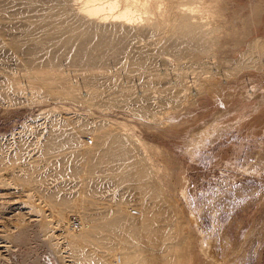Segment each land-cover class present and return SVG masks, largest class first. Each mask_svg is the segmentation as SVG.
<instances>
[{
    "label": "bare ground",
    "instance_id": "bare-ground-1",
    "mask_svg": "<svg viewBox=\"0 0 264 264\" xmlns=\"http://www.w3.org/2000/svg\"><path fill=\"white\" fill-rule=\"evenodd\" d=\"M225 10L226 0H0V104L35 103L44 119L33 139L0 145V264H39L17 259L31 221L42 264H182L192 236L167 149L135 119L154 136L184 125L201 97L262 65L261 37L229 68L217 60Z\"/></svg>",
    "mask_w": 264,
    "mask_h": 264
},
{
    "label": "rangeland",
    "instance_id": "rangeland-1",
    "mask_svg": "<svg viewBox=\"0 0 264 264\" xmlns=\"http://www.w3.org/2000/svg\"><path fill=\"white\" fill-rule=\"evenodd\" d=\"M223 15L217 60L229 68L247 42L264 38V0H226ZM260 51L259 68L224 81L221 95L201 97L184 125L154 136L142 119H135L149 140L167 149L171 181L189 225L184 232L192 236L182 264H264V48ZM73 103L66 102L81 112L89 107ZM38 114L35 103L0 104V145L8 149L19 132L33 139L37 131L32 127L44 126ZM35 222L29 224L30 235L17 243L19 262L27 255L28 262L42 264L50 256L35 236Z\"/></svg>",
    "mask_w": 264,
    "mask_h": 264
}]
</instances>
